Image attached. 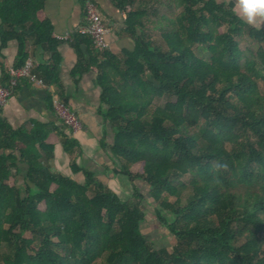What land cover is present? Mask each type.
Returning <instances> with one entry per match:
<instances>
[{"label":"trees","instance_id":"trees-1","mask_svg":"<svg viewBox=\"0 0 264 264\" xmlns=\"http://www.w3.org/2000/svg\"><path fill=\"white\" fill-rule=\"evenodd\" d=\"M44 1L0 0L3 41L22 42L27 30L38 44L49 42L38 21ZM82 1L84 9L91 0ZM111 1L126 12L134 50L118 59L75 34L72 75L94 67L107 106L99 112L114 131L103 147L122 160L118 172L148 182L173 214L157 211L176 245L172 252L155 249L141 230V203L122 199L94 172L83 169L86 181L79 183L49 170L40 161V148L53 151L47 132L13 129L0 109V250L5 242L12 248L2 264H264V28L243 22L232 6L176 0L183 11L154 25L163 31V51L146 35L147 8L127 11L134 0ZM245 34L253 46L243 51L237 38ZM89 43L100 62H86L81 46ZM49 50L56 66L38 70L63 89L60 57ZM161 96L165 104L153 106ZM64 144L71 152L77 141L65 135ZM18 153L29 164L24 190L6 183ZM137 162L134 174L129 165ZM184 175L189 183H177Z\"/></svg>","mask_w":264,"mask_h":264},{"label":"crops","instance_id":"crops-1","mask_svg":"<svg viewBox=\"0 0 264 264\" xmlns=\"http://www.w3.org/2000/svg\"><path fill=\"white\" fill-rule=\"evenodd\" d=\"M91 1L100 12L108 30L105 41L109 53L121 59L126 52H132L135 42L125 30L126 12L118 9L111 0ZM203 1L232 6L240 18L237 0ZM175 2L176 0H134V3L126 7V10L147 8L149 13L146 22L149 26H154L161 21L167 23L166 18H173V15L176 17L180 14L159 11L158 17L157 14L154 15L158 10L156 7L180 11L181 9L177 8L181 6L178 7ZM38 18V21L45 25L43 30L49 31V42L38 44L37 36L27 30L23 31L24 35H20L24 39L22 42L17 38L3 41L0 37V79L8 80L9 70L20 67L23 57L25 62L27 60L33 62L35 72H38L40 75L38 76L41 77L38 69L56 66L52 52L49 50V46H52L60 57L56 75L63 89L57 82L45 80L44 77H41L44 84L32 82L27 78L23 79L8 103L0 108L1 115L13 129H24L26 132L38 129L40 135L44 131L47 132L48 137L45 142L53 146V151L47 154L39 146L38 148L42 154L40 161L49 170L70 177L79 183L86 181L83 169L90 170L122 198L121 193L123 194L124 189L121 190V186L128 182L122 177L123 174L117 171L115 161L111 159L110 149H106L102 144L103 140L110 144V140L106 138L108 136H111L113 141L114 131L110 123L104 122L99 112V110H105L107 106L101 102V87L95 82L97 74L94 67H91L76 78L72 75V69L77 62L72 42L73 36L79 34L78 30L84 26L83 1L45 0ZM1 24L0 22V26ZM258 28H264V25ZM81 48L87 63L90 60L100 62L101 56L90 43L82 44ZM55 96L62 99L71 110L78 114L82 124L79 130H71L61 121L53 105ZM65 135L77 141L76 147L71 152L65 148ZM17 157V163L12 168V174L7 181L10 185H24L28 180L29 164L21 160L19 153ZM110 161L114 165H109ZM53 185L56 184H52V190L57 187Z\"/></svg>","mask_w":264,"mask_h":264},{"label":"rangeland","instance_id":"rangeland-1","mask_svg":"<svg viewBox=\"0 0 264 264\" xmlns=\"http://www.w3.org/2000/svg\"><path fill=\"white\" fill-rule=\"evenodd\" d=\"M156 8L158 9V11L156 10L157 13H155L154 15L157 14V17L159 15V11H166L170 14H179L180 12L183 11L182 8L178 12H176L174 9L166 10L164 8L162 9L161 7H156ZM174 16L175 15H173V17ZM161 23L164 24V22H161ZM226 30H227L226 26H223L221 28V32H225ZM162 33H163V31L160 29H157L156 26H149L148 31L146 32V35H148L153 47H155L156 49H159V50L166 51L168 49L167 48L168 46L162 37ZM243 36H244L243 38H237V40H240V48L243 51H245L249 47H252L253 43L246 36V34ZM261 84H262V82H261ZM261 91L264 92V87L262 85H261ZM165 101H166V98L164 96L163 97L162 96L156 97L153 100V106H155V105L163 106L165 104ZM106 138H108L110 140V142H109L110 144L113 143V141H111V136H108ZM111 155H112L111 159L113 161H115V165L117 167V170L121 169L122 160L115 157L112 153H111ZM109 165L112 166V165H114V163H112L110 161ZM139 169H140V162L133 163V164L129 165V170L134 174L138 173ZM120 173L123 174L122 177H124L125 181L128 182V184H124V185L122 184V186H121L122 187L121 190L124 189L123 194L121 193L122 198L123 199L125 198L124 200L132 198L135 201H139L141 203V208H142L144 215H145V218H144L143 222L141 223V230H142L144 237L146 238V240L149 243L152 244V246L155 249H158V250L167 249L169 252H172L173 247L176 245V242H177L176 237L173 234H171V232L163 224L160 223L158 216H157V211L161 210L162 213L168 219H172L173 214L168 209H164L163 206L160 205L161 203H159L155 200V198L151 192L152 186L148 182H146L142 178H137V179L131 180V178L128 175H126L122 172H120ZM119 177H121V175H119ZM190 179H191V175H184V176H181L179 178L177 183L185 182L188 184ZM12 185H14V184H12ZM17 185H19V184H17ZM19 186L24 190L23 184L22 185L20 184ZM55 186L56 185H53V187H55ZM51 189H52V185H51ZM188 191H190V189L185 190V192L183 193L184 197H183V201L181 202L182 205H184L186 203V195H187ZM136 194H138L139 197ZM175 200H176V197L171 195L168 197L167 202L173 203ZM39 207L42 209H45V207H46L45 203L42 202L39 205ZM5 227H8V224H5ZM25 236L26 237H32V234L30 232H27V233H25ZM11 252H12V248L6 242L3 243V246L0 250V264L3 263V258L6 257L7 255H9Z\"/></svg>","mask_w":264,"mask_h":264},{"label":"built area","instance_id":"built-area-1","mask_svg":"<svg viewBox=\"0 0 264 264\" xmlns=\"http://www.w3.org/2000/svg\"><path fill=\"white\" fill-rule=\"evenodd\" d=\"M84 26L78 30L79 34L88 36L93 44L100 49H107L105 37L108 30L103 22L100 12L92 1H86L83 9ZM34 64L27 60L22 66L9 70L8 80L0 79V107L5 106L19 83L23 79H29L38 84L44 81L35 72ZM54 109L61 121L71 130H79L82 127L79 116L58 96L53 100Z\"/></svg>","mask_w":264,"mask_h":264},{"label":"clouds","instance_id":"clouds-1","mask_svg":"<svg viewBox=\"0 0 264 264\" xmlns=\"http://www.w3.org/2000/svg\"><path fill=\"white\" fill-rule=\"evenodd\" d=\"M240 18L250 26L264 25V0H237Z\"/></svg>","mask_w":264,"mask_h":264}]
</instances>
